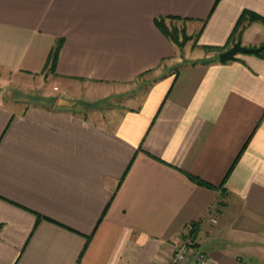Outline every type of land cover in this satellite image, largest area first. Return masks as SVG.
I'll return each mask as SVG.
<instances>
[{
    "label": "crops",
    "instance_id": "crops-1",
    "mask_svg": "<svg viewBox=\"0 0 264 264\" xmlns=\"http://www.w3.org/2000/svg\"><path fill=\"white\" fill-rule=\"evenodd\" d=\"M245 10L264 0H0V264H164L188 234L264 264V57L219 60Z\"/></svg>",
    "mask_w": 264,
    "mask_h": 264
},
{
    "label": "trees",
    "instance_id": "trees-1",
    "mask_svg": "<svg viewBox=\"0 0 264 264\" xmlns=\"http://www.w3.org/2000/svg\"><path fill=\"white\" fill-rule=\"evenodd\" d=\"M258 20L262 21L264 23V17L263 16L255 13V12L249 11V10L243 11V13L241 14V16L237 22V25H236L233 33L231 34L229 43L232 42L234 44L237 40H239L241 38L242 31H243L244 27L246 26L247 22L258 21ZM157 23L163 29V31L169 37H171V39H173V41H175L179 45H182L183 42H180L179 37L177 36V32H175L174 30L171 31L168 27H166V25L164 23V19H158ZM60 44H61L60 41L57 42V44L52 49L50 56L47 60L46 66L49 67L50 71H54V69L56 67V64L58 61ZM258 54L264 57V47L261 51L258 52ZM207 61L208 60H205V62H207Z\"/></svg>",
    "mask_w": 264,
    "mask_h": 264
},
{
    "label": "built area",
    "instance_id": "built-area-1",
    "mask_svg": "<svg viewBox=\"0 0 264 264\" xmlns=\"http://www.w3.org/2000/svg\"><path fill=\"white\" fill-rule=\"evenodd\" d=\"M211 256L198 247L192 234L181 239L164 264H209Z\"/></svg>",
    "mask_w": 264,
    "mask_h": 264
},
{
    "label": "rangeland",
    "instance_id": "rangeland-1",
    "mask_svg": "<svg viewBox=\"0 0 264 264\" xmlns=\"http://www.w3.org/2000/svg\"><path fill=\"white\" fill-rule=\"evenodd\" d=\"M170 30L172 31V30H174L175 32H177V36L179 37V40H180V42H183L182 43V45H180L181 47H183V46H185L186 44H187V42H189V40H191V39H193V38H195L193 35H188L187 33H186V30L185 29H182V27H177V26H172L171 28H170ZM263 46H264V44H263ZM207 51H208V48H207ZM150 84V83H149ZM148 86V85H147ZM47 87V86H46ZM52 88H53V91H55L54 93H55V96L54 97H56L57 99H61V100H63L62 102H60L57 106L58 107H64V108H67V107H73V108H80L81 107V105L82 104H80V103H78V104H76L75 102L73 103V104H71V101H70V99L69 98H66V96H68V95H70V94H68V93H66V92H62V91H59V90H57L58 88H57V86H52ZM9 93V95H11V96H16V97H20V96H26V94H21L22 92H20V91H11V92H8ZM55 98V99H56ZM54 99V98H53ZM53 99H51V100H49V102H52L53 101ZM65 100H68V102H70V104L69 103H65L64 101ZM63 103V104H62ZM95 104H97V105H117V104H124V105H128V104H130L131 102H129L128 100H127V98L126 97H124V96H119V95H117V96H110V97H108V98H105V99H100V100H97V101H95L94 102ZM50 104V103H49ZM84 104L85 103H83V105L82 106H84ZM56 105V104H55ZM85 107V106H84Z\"/></svg>",
    "mask_w": 264,
    "mask_h": 264
},
{
    "label": "water",
    "instance_id": "water-1",
    "mask_svg": "<svg viewBox=\"0 0 264 264\" xmlns=\"http://www.w3.org/2000/svg\"><path fill=\"white\" fill-rule=\"evenodd\" d=\"M263 45L261 46H248L242 43L239 39L237 40L231 47L222 51L219 54V60L221 62H227L231 60H237L239 58V54L241 53H258L263 49Z\"/></svg>",
    "mask_w": 264,
    "mask_h": 264
}]
</instances>
